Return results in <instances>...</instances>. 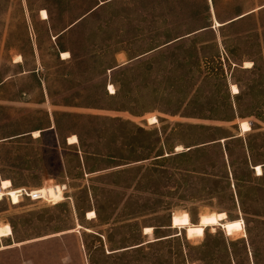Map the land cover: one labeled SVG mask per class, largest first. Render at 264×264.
Returning a JSON list of instances; mask_svg holds the SVG:
<instances>
[{
	"label": "rangeland",
	"instance_id": "1",
	"mask_svg": "<svg viewBox=\"0 0 264 264\" xmlns=\"http://www.w3.org/2000/svg\"><path fill=\"white\" fill-rule=\"evenodd\" d=\"M0 180V264H264V0H0Z\"/></svg>",
	"mask_w": 264,
	"mask_h": 264
},
{
	"label": "bare ground",
	"instance_id": "2",
	"mask_svg": "<svg viewBox=\"0 0 264 264\" xmlns=\"http://www.w3.org/2000/svg\"><path fill=\"white\" fill-rule=\"evenodd\" d=\"M224 24L219 23L215 20V27H221ZM65 53H62V56H65ZM246 68H251L253 66L252 62H246L244 64ZM108 90L111 94L115 93V88L113 85H108ZM232 91L234 94H239V89L236 86H232ZM151 123L157 121L155 117L149 118ZM241 129L243 132L248 131L250 129L248 122L241 123ZM39 132H35L36 136H39ZM225 141V140H224ZM69 144H77L78 139L76 137H71L68 139ZM181 149V148H180ZM256 174L258 176L262 175L263 166L258 165L255 168ZM12 182L10 180H0V197L8 196L12 199L14 204L19 203L20 197L22 196V190H13L11 189ZM33 199H41V198H49L53 200H60L62 199V190L60 187H53V188H46V189H39L32 191L28 194ZM95 211H89L87 214V218L94 219L96 218ZM227 215L225 213H212V214H204L200 217L199 224H193L191 222L190 215L188 213H182L180 215H174L172 219V227L173 228H181L187 230V234L190 238L194 237H203L205 235V230L209 227H217L221 226L228 235H232L234 232L244 231V222L243 220H236V221H225L227 220ZM145 234L151 235L153 233L152 228H146L144 230Z\"/></svg>",
	"mask_w": 264,
	"mask_h": 264
},
{
	"label": "crops",
	"instance_id": "3",
	"mask_svg": "<svg viewBox=\"0 0 264 264\" xmlns=\"http://www.w3.org/2000/svg\"><path fill=\"white\" fill-rule=\"evenodd\" d=\"M242 17H244V16H242ZM241 18V17H240ZM239 19V18H238ZM229 23V22H228ZM227 24V23H226ZM226 24H224V25H226ZM223 25V26H224ZM234 86H236V85H234ZM237 87V86H236ZM234 94V93H233ZM154 117V116H153ZM152 118V117H151ZM156 118V117H155ZM157 119V118H156ZM149 121H150V119H149ZM158 122V119H157V121L156 122H154V123H152V124H155V123H157ZM243 122H247V121H243ZM151 123V122H150ZM242 123V122H241ZM240 126H241V124H240ZM249 126H250V124H249ZM251 130V127H250V129L248 130V131H245V132H249ZM241 131H242V129H241ZM243 132V131H242ZM258 166V165H257ZM256 167V166H255ZM254 167V168H255ZM90 220H92V219H90ZM148 228H152V227H148ZM146 229V228H145ZM153 229V228H152ZM153 232H154V229H153ZM147 235H149V234H147ZM152 235H153V233H152Z\"/></svg>",
	"mask_w": 264,
	"mask_h": 264
},
{
	"label": "water",
	"instance_id": "4",
	"mask_svg": "<svg viewBox=\"0 0 264 264\" xmlns=\"http://www.w3.org/2000/svg\"><path fill=\"white\" fill-rule=\"evenodd\" d=\"M241 18H243V17H241ZM241 18H239V19H241ZM236 20H238V19H236ZM236 20H232V21H230L229 23H232V22H234V21H236ZM229 23H228V24H229ZM224 24H225V23H224Z\"/></svg>",
	"mask_w": 264,
	"mask_h": 264
},
{
	"label": "trees",
	"instance_id": "5",
	"mask_svg": "<svg viewBox=\"0 0 264 264\" xmlns=\"http://www.w3.org/2000/svg\"><path fill=\"white\" fill-rule=\"evenodd\" d=\"M190 151V150H189ZM150 244V243H149ZM145 245H142V246H139L138 248H142V247H144ZM137 249V248H136ZM114 254H116V253H114Z\"/></svg>",
	"mask_w": 264,
	"mask_h": 264
},
{
	"label": "built area",
	"instance_id": "6",
	"mask_svg": "<svg viewBox=\"0 0 264 264\" xmlns=\"http://www.w3.org/2000/svg\"><path fill=\"white\" fill-rule=\"evenodd\" d=\"M27 194V193H26ZM27 196H28V194H27Z\"/></svg>",
	"mask_w": 264,
	"mask_h": 264
}]
</instances>
